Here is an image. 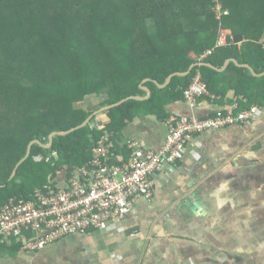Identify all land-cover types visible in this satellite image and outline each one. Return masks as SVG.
Masks as SVG:
<instances>
[{
  "label": "trees",
  "instance_id": "obj_1",
  "mask_svg": "<svg viewBox=\"0 0 264 264\" xmlns=\"http://www.w3.org/2000/svg\"><path fill=\"white\" fill-rule=\"evenodd\" d=\"M243 3L0 0V206L10 198L30 196L35 187L50 184L60 167L72 169L88 163L99 138L117 133L135 115L149 112L165 116V102L182 96L196 69L210 93L223 97L225 77L228 86L246 96L248 100L239 101V110L253 103L264 104L261 85L248 88L255 100L242 89L252 77L244 75L243 68L229 63L218 72L195 66L187 75L173 77V82L183 83L181 89L173 91L172 83L163 88L149 83L152 92L147 99H128L109 108L104 111L107 122L55 135L50 148L33 144L29 157L9 179L30 140L47 143L51 131L82 123L91 113L82 105L93 96L99 99L100 107L129 95H143L138 87L143 78L162 83L170 73L186 71L197 62L196 58L185 57L189 51L199 55L211 49L201 61L219 67L225 59L236 57L235 45L245 34L241 31L245 24L240 21L246 13ZM223 28L231 30L227 44L216 46ZM246 35L241 49L252 44L264 62L260 44L252 42L258 37ZM233 69L238 75L229 76ZM128 71L136 74L134 80L126 75Z\"/></svg>",
  "mask_w": 264,
  "mask_h": 264
},
{
  "label": "crops",
  "instance_id": "obj_2",
  "mask_svg": "<svg viewBox=\"0 0 264 264\" xmlns=\"http://www.w3.org/2000/svg\"><path fill=\"white\" fill-rule=\"evenodd\" d=\"M243 2L246 13L240 21L247 26L241 30L243 40L235 45L237 56L230 57L240 65L229 61L220 70L212 69L222 72L229 63L243 68L242 73L252 77L242 89L255 100L248 88L261 85L264 95V62L252 44L241 47L249 34L258 37L252 42L263 50L264 0ZM203 56L194 51L185 54L196 58L195 63L203 62ZM237 72L233 69L229 76ZM174 76L185 75L166 79L167 75L162 83L143 78L138 84L144 91L139 100L150 96L151 84L163 88L172 83L173 91L181 89L183 83L173 82ZM223 79V97L211 101L203 96L197 108H190L181 96L165 102V116L149 112L135 115L117 133L110 134L116 158L129 159L130 140L144 149H158L167 136L166 119L171 113L203 116L216 106L227 109L239 96L248 100ZM98 104L95 97L82 107L92 114L101 107ZM253 104L260 108L248 119L206 129L190 139L182 159L164 164L154 178L150 201L139 199L129 213L106 227L68 234L40 250L22 248L27 233L14 241L6 238L0 243V264H264V104ZM106 115L104 111L96 113L94 124L107 122ZM73 169H56L50 183H65Z\"/></svg>",
  "mask_w": 264,
  "mask_h": 264
},
{
  "label": "built area",
  "instance_id": "obj_3",
  "mask_svg": "<svg viewBox=\"0 0 264 264\" xmlns=\"http://www.w3.org/2000/svg\"><path fill=\"white\" fill-rule=\"evenodd\" d=\"M227 34L220 30L216 46L227 44ZM264 50V42L262 43ZM207 49L203 55L211 53ZM211 101L219 96L207 90L198 69L182 97L190 108L200 105L201 97ZM239 96L227 109L216 106L203 116L171 113L164 142L156 150L144 149L135 140L127 144L129 159L118 160L110 134L102 135L93 149L91 160L70 172L63 184H44L30 196L10 198L0 206V243L6 238L24 240V250H40L68 234H82L106 227L111 220L121 219L139 199L151 200L153 183L164 164L182 159L186 144L206 129L237 124L248 119L260 106L250 105L239 110ZM214 106L216 104L212 103Z\"/></svg>",
  "mask_w": 264,
  "mask_h": 264
},
{
  "label": "water",
  "instance_id": "obj_4",
  "mask_svg": "<svg viewBox=\"0 0 264 264\" xmlns=\"http://www.w3.org/2000/svg\"><path fill=\"white\" fill-rule=\"evenodd\" d=\"M229 61H233V62L237 63L233 58H228V59L224 62V64H223L222 67L215 66V65H213V64H211V63H209V62L191 63L186 71L172 72V73H170V74L168 75V77H167L166 79L170 78V77H171L172 75H174V74L187 75V74L191 71V69H192L193 67H195V66H208V67H210V68H214V69H216V70H220V69H222V68L224 67V65H225L227 62H229ZM237 64L240 65L239 63H237ZM242 66H245V67H247V68H249V69H252V68H251L249 65H247V64H244V65H242ZM254 74H255V72H254ZM148 79L153 81V79H150V78H148ZM155 82H156V81H155ZM156 83H157V82H156ZM157 84H159V83H157ZM146 90L149 92L148 89H146ZM142 98H143V96H139V95H129V96H127V97H125V98H122V99H120L119 101L114 102V103H112V104L103 105V106H101L97 111H94L92 114H89V115L85 118V120H84L82 123H80V124H78V125H76V126H73V127L69 128V129H66V130H53V131H51V132L48 134V142H47V143H42V142H41L39 139H37V138H34V139L30 140L29 143L27 144L26 152H25L24 156L21 157V158L17 161V163L15 164V166H14V168L12 169V172H11V174H10V176H9V179H11V178H13V177L15 176L18 167L21 165V163H22L23 161H25V160L29 157V155H30V153H31V147H32L33 144H39L40 146H42V147H44V148H50V146L52 145L53 138H54L55 135H66V134H68V133L74 131L75 129L80 128V127H83V126H85V125H87V124H88V125H93V124H94V118H93V116H94L96 113H99V112H101V111H106V110H108L109 108H111V107H113V106H117V105H119L120 103H122V102H124V101H126V100H128V99H136V100H139V99H142Z\"/></svg>",
  "mask_w": 264,
  "mask_h": 264
},
{
  "label": "rangeland",
  "instance_id": "obj_5",
  "mask_svg": "<svg viewBox=\"0 0 264 264\" xmlns=\"http://www.w3.org/2000/svg\"><path fill=\"white\" fill-rule=\"evenodd\" d=\"M126 75L132 80H134V78H135V76H136V74L134 73V72H126ZM133 85H131V87H132ZM92 98H95L94 96L92 97Z\"/></svg>",
  "mask_w": 264,
  "mask_h": 264
}]
</instances>
